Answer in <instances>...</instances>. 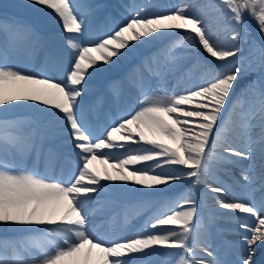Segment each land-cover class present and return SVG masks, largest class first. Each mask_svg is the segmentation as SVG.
Returning a JSON list of instances; mask_svg holds the SVG:
<instances>
[{
  "label": "snow or ice",
  "instance_id": "1",
  "mask_svg": "<svg viewBox=\"0 0 264 264\" xmlns=\"http://www.w3.org/2000/svg\"><path fill=\"white\" fill-rule=\"evenodd\" d=\"M18 6L32 9L46 27L57 28L56 56L38 75L9 66L5 61L11 54L34 49L39 37L30 26L0 21L4 37L0 41V111L31 108L54 135H67L76 161L67 181L42 174L35 166L24 170L26 157L35 154L39 160L51 149L45 152L42 141L38 143L18 119H0V226L26 233L0 238V264H152L146 250L155 252L157 246L177 250L176 264H224L209 251L211 245L201 249L205 256L197 252L207 241L201 240L204 225L191 195L162 202L145 221L146 228L153 230L147 234L105 237L92 227L94 214L105 207L97 197L109 188L137 186L133 190L151 196L163 191L162 186L185 179L216 194L218 208L229 210L239 221L241 252L233 264H264V202L257 206L239 198L225 201L219 197L228 189L213 186L214 163L234 168L236 161L229 157L251 162L256 146L264 160V87L253 80L233 99L235 86L247 69L244 57L229 63V58L242 52L239 45L247 35L246 15L264 38V0H215L208 5L224 21L222 30L229 33L225 40L211 30L205 15L193 11L192 0L151 15L142 5L132 7L122 22L113 23L100 36L91 31L92 9L81 11L74 0H22ZM173 36L179 39L160 53L163 69L156 56L146 58L138 68L167 76L188 59L193 46L224 62L223 66L197 58L193 67L201 71L198 83L182 93L145 95L137 110L120 115L97 135L88 122L83 99L89 82L140 49ZM176 49L183 54L177 55ZM61 56L67 57L66 71L59 63ZM258 59L264 69V47ZM252 63L250 59L249 67ZM49 71H59L63 79L47 75ZM252 86L257 88L247 100ZM233 136L246 139L248 148L233 146ZM97 160L108 164L112 172L95 171L92 164ZM240 180L252 182L253 177L241 170ZM260 180L264 190V173ZM137 206L141 210L156 207L148 200L137 201Z\"/></svg>",
  "mask_w": 264,
  "mask_h": 264
},
{
  "label": "bare ground",
  "instance_id": "2",
  "mask_svg": "<svg viewBox=\"0 0 264 264\" xmlns=\"http://www.w3.org/2000/svg\"><path fill=\"white\" fill-rule=\"evenodd\" d=\"M118 1H120V2L123 3L126 0H118ZM211 1H214L213 3H215V0H211ZM74 2H76V0H74ZM103 2H104V0H98L96 4L99 5V4H102ZM167 2H168V0H167ZM21 3H22V0H0V21H7L8 23H11V24L24 25L22 22H20V21H18L16 19H13V17H12V19L10 18L11 16L14 15L13 14V11L17 10V11L22 12L23 14H25V17L27 18V21L29 19L31 20V22H30V24L28 26H30L34 31H35L36 27H40V28H42V31H43V34L44 35H45L44 31H47L48 32L47 33V36H48V38H49V40L51 42H54V41L58 42L57 39H56V36L58 34L57 28L56 27H46L37 18V14L35 12H33L32 9L19 7L18 5L21 4ZM205 4H206L205 2H199V3H197L194 6L193 11H200L203 15H205L207 17V22L209 24V27L210 28H212V26L214 27V31L213 32H216L217 33V36L219 38L221 36H223V34H225V33L227 35H229L228 32L222 30V27H219V25L221 23H217V21L220 20V19L219 18H217L215 20L213 19L216 16H220V14L217 11H215L212 7H209L208 6L209 4H212V2L207 3L206 6H205ZM13 9H15V10H13ZM80 10L83 11L82 8ZM212 11H214V13H211ZM203 12H207V13H203ZM209 13L211 15H209ZM33 20H37L36 23H35V25H33ZM43 28H46V30H43ZM35 33L37 34L36 31H35ZM0 34H1L0 35V41H2L4 37H3V35H2L1 32H0ZM43 34L42 35H39L38 34V35L41 36V38H42V37H45ZM257 37H259L258 34H257ZM166 39H167L168 42H166L165 45L171 43L173 40L179 39V37L178 36L166 37ZM161 41H163V40H161ZM253 41H254V43L251 42L250 45L247 47L246 52L244 53V55H246L244 57L245 58L244 59V67L246 69H248L249 71H245V72L242 73V78L238 81V83L235 86V89L234 90H236V94H235V96H232L233 99H235L236 96L241 93V89L245 88L246 83L249 82L248 77H243L244 73L249 74L250 70H253L255 68L256 63L254 62V60H256L257 59V56L259 55L258 54L259 47H258V43L254 39H253ZM152 45H154V44H152ZM152 45H149V46L145 47L148 50V53H147V55L145 57L144 56H137V58H136L135 57L136 55H135L133 57V58H135L134 60H129L128 59L126 61H123V62L120 63L119 66H117L115 68L109 69V71L107 73H105L104 75L109 74V73H115V74L116 73L117 74L119 73L120 76L123 77L122 81L124 83L130 82V84H133L135 82L136 76L138 74V73H136L135 69H136V67H138V66L141 65V62L142 61H144L146 58L152 57V56H156L158 58V61L157 62H159L162 59V56L160 55L161 49H158L157 51L156 50L155 51H151L150 47ZM55 46H56V44H55ZM240 47L242 48V46H240ZM198 48H199L198 46H193L191 48V50L192 49L195 50V49H198ZM26 50H27V47H26ZM26 50H25V48L18 50L17 52L11 54L7 58V60L5 62L9 66L21 70L19 68V59H17V57H18V54L19 53H25ZM190 57L191 56L188 55V59ZM241 57H243L242 52L241 53H238V55H237L236 58H229V63H231L233 60L239 59ZM250 59L253 60V63L251 64V67H249V60ZM217 62L218 61H216V60H211L210 61V63L213 64L214 66H215V64ZM62 64H63L64 70L66 71L67 70V67H68V65H67V57H65V59L62 61ZM223 64H224V62H220L219 63V66L222 67ZM32 68L33 67L28 68L26 72H30V73L36 74L34 72V70H32ZM197 68L198 67H195L193 69V72H197ZM47 75L53 76L58 81L61 80V79H63V76L61 75V73L59 71H57V72H51V71H49V72H47ZM200 75H201V72L199 74L197 73L196 74V77L194 79H192V80H189V77H188V78H186L184 80L183 83L182 82L181 83L176 82L178 84L173 89V92L176 93V92H179V91L186 90L187 88L191 87L193 84L199 82ZM120 82L121 81L119 79L118 81H114V82L112 81V82L108 83L107 85H105L104 91H106V94L109 93V92H112L114 89L117 90L118 89V86L120 85ZM258 82H259V85L260 86H261V84L263 85L264 84V77L261 78L260 81H258ZM96 83L97 82H94V81H90L89 82V84H90V90H89V92L92 90L93 86ZM155 83L156 82H154L152 84V86ZM128 86H130V85L128 84ZM254 87H256V86H252V88H254ZM141 89L142 88L137 87V89L135 90L136 97H137L136 103H138V104H132V103H130L129 106H128L126 104V102H125L124 104H122L118 108V112H117V110L115 111L116 104L113 103L112 106L114 107V110H111V112H114V115L110 119H109V114L106 115L105 114V111L103 112L102 110H100V111L97 110V114H103V117H105V115H106V117L103 118V120H100L97 125L95 123L96 126L95 125H92L93 128L95 130H99L101 128V126H105L108 121L115 120L120 115H125V114H129V113H133L135 110H137L141 106L139 104V101H141L142 99H144L145 95H147V96L157 95L153 90L148 91L146 93H144V91H143V93H142L141 92ZM250 90H252V89H250ZM250 93L251 92H249V94ZM251 96H253V95H251ZM95 100H96V98H95ZM21 111H22V113H21ZM26 112L31 113V116L36 115V113L31 108H29V107H21L18 110H15L14 109V110H8V111H0V119H3V118H7V119H18L19 122H20V118H22V114L25 115ZM97 114H96V117H94L95 122H96ZM87 119H88L89 124L91 125V120L92 119H91V115L90 114L87 117ZM100 123H101V125H100ZM43 128H44V131H45V129L47 128V126L44 124L43 127H42V129ZM257 132H258V129H256L254 131V134L256 135ZM242 139H244V138H242ZM245 141H247V140H245ZM132 147H137V145L133 144ZM257 148H259V147H257ZM119 151H120L121 154L124 153V150L123 149H120ZM259 151H260V149H256V151L254 152V154L257 155V156H259V155L261 156V154H259ZM93 162L96 163V162H99V160L93 161ZM252 165H254L253 168H257V169H260L261 171H264V160L260 159V160H258V162L252 163ZM101 167H103V170L102 169H98L97 167L94 168V170L103 173V171L105 169H107L109 172H112V170L110 169V166L108 164H102L101 163ZM176 167H181V166H176ZM233 174L234 175H232V176L229 175V177L231 179H234V180H237L238 181V179H237L238 176L234 172H233ZM183 182H184L183 180L180 181V182H176V183L172 184L171 187L162 186V187H164V190L161 191V192H158V193H155L154 194V197L156 199H159L160 198V200H162V201L160 202V204L158 203L156 205V207H154L153 210L147 214V216L144 218V221H146V219L148 217H151V216H153V215L156 214L157 208L162 204V202H166V201H169V200H175V199L181 197L183 195L182 194V191L186 187L185 185L180 186ZM178 186H180V187H178ZM240 186L242 187V184H240ZM135 187H137V186H118V187H111L105 193H102L100 195V201L101 202H104V204H105V207L104 208H106V206L108 205L107 204L108 203L107 201L108 200H112V199L114 200L115 199V201L117 203L116 205L118 206L117 210L119 211L118 212L119 215L122 216L124 219L127 218L128 221H129L130 219H134V216L133 215H135V212L140 209L137 206V201H140V200H149L150 199L147 196H145L146 197L145 198L142 193L133 190ZM109 191H112L111 194L109 193ZM242 195H244V194H242ZM191 196L194 198L195 194L193 193ZM196 199L199 200V197L196 196ZM201 200H203V195H201ZM97 201H98V198H97ZM211 209L214 212L220 213L222 217H226V218L228 217L229 219L228 218L227 219L230 222H233L235 220V218L233 220V219H231V217L228 216L229 214H231V212L229 210H221V209L218 208V206L217 207H214V208H211ZM107 212H108L107 210L104 211V213H107ZM142 217H143V215H140V216L136 217V219L133 222L131 221L130 223H125V224H122V225L120 223V220H117L116 223H115V226L116 227L115 226L112 227L113 224H110V222H108V221L101 220L99 217H96L94 215L93 218H92V226H93L94 230L97 232V234L103 235L105 237H117V238H122V239L123 238H129V237L135 236V234H137V232L140 230V226H141L142 223L139 225L136 222H138ZM220 222H222V221H220ZM120 225L122 226L123 229L118 234L116 229L119 228ZM126 232H128V233L126 234ZM205 234L206 233H205V230H204L202 232V237L201 238H203L205 236ZM22 235H26V233H23V232H20V231H16V230H13V229H9L8 227H5V226H0V238H5V237H7V238H14V237L22 236ZM212 243L215 244V240H213ZM157 249H159V251L156 254V257H159L160 253L162 251H164V254H163V258L162 259L166 258L170 251H174V249L160 248L159 246H157ZM146 251H148V250H146ZM9 253H11V252H9ZM235 255H236V253H235ZM238 256H239V254H238ZM176 261H177V258H175V256H173V255H170L169 262L167 264H176ZM82 264H83V262H82Z\"/></svg>",
  "mask_w": 264,
  "mask_h": 264
},
{
  "label": "rangeland",
  "instance_id": "3",
  "mask_svg": "<svg viewBox=\"0 0 264 264\" xmlns=\"http://www.w3.org/2000/svg\"><path fill=\"white\" fill-rule=\"evenodd\" d=\"M108 1H109L108 4H106V2H104L102 4V6L100 4L99 5L96 4V0H82L81 2L78 3L84 9H86L85 6H90L91 7V9L93 11L92 20H94V18L97 16L99 11H101L106 6V11H107V15H108L107 22H106L105 28H103L102 34H100V35H103L105 32H107L113 23L122 22L125 19V17L129 14V10L132 7L142 5L144 7V9H145V12L147 14L151 15L153 13H163V12L171 11L178 4H180L182 2H185V0H170V1L168 0V2H167V0H126L125 2H127V4H125V2L122 3V2H120L118 0H108ZM194 2L198 3V0H192V3H194ZM155 6H158L157 9L155 8L156 10H154ZM13 10H15V9H13ZM203 13H207V12H203ZM211 13H214V11H212ZM13 14L14 15L11 16V18L13 17L14 19L22 22L24 25H27V26L30 24L31 20L29 19L27 21V18L25 17V14H23L22 12H19V11L15 10V11H13ZM209 15H211V14L209 13ZM217 18H219V16H216L213 19L215 20ZM36 21L37 20H33L34 23H36ZM222 22L224 23V21H222V20H218L217 21V23H221L219 25V27H222V25H223ZM245 26L247 28H250V29H252L254 27L256 28L255 23H253V21L251 19H249L247 17V15L245 16ZM44 30H46V29H44ZM211 30L214 31V27L213 26H212ZM250 33L251 32L247 29V35H246L245 39L241 41L242 43H240V46L243 47V50H242L243 52L242 53L245 52L246 46L248 47L250 45V43L252 42V40H253L250 37ZM224 36L226 37L228 35L225 33L219 39L224 40V38H225ZM46 38H47V44H49L51 47L54 44H56V46H57L58 42L54 41L53 43H50V40L48 39V37H46ZM39 39H38V41H39ZM162 43H163V41H161V45L159 47L161 49V51L167 45L170 44L169 43V44H166V45L163 46ZM176 54L177 55H182L183 54V50L182 49H177L176 50ZM187 55H190L191 57L189 59H185V60L181 61L177 65L176 70L173 73H171V74H169L167 76L161 77V76H156V75L149 74L148 72H145V76L147 78L154 79L156 81V83H158V84H155V86L152 89L149 88L148 85H146L144 87V89H142L144 91V93L148 92L151 89L157 95L170 94V93L173 92V89L175 88V85L178 84V83L176 84V82L181 83L186 78H188V77L192 78V77H194V75H196L198 72H200L199 68H197V72H193V69L195 68V67H193V65L195 64V60L197 58L200 59V60H204V61H206L208 63H210L211 60H215V59H213L211 57H208L207 54L204 53L199 48L195 49V50L194 49H192V50L190 49L188 51ZM245 56L246 55H243V57H245ZM258 57H259V55L257 56V59L254 60L255 63H257L259 61ZM132 58H130V59H132ZM164 63L165 62H164V59H163V56H162V59L158 62V64L161 67V69H163ZM219 63H220V61H218L216 63V65L219 66ZM156 66H157L156 64H153L154 68ZM137 68L138 67H136L135 71L137 70ZM247 71H249V70L247 69ZM192 73H193V75H192ZM253 73H254V70H252L251 73L249 72V74L244 73L243 77H248V79H249V82L246 83L245 86L250 85L253 80L259 81L258 77H255L254 79H252ZM99 77H101V76H99ZM99 77L96 78L95 81H98ZM135 84L136 83L131 84L133 86V87H131V90L132 89L133 90L136 89L135 88ZM263 85L261 84V87H263ZM256 88H257V86L254 87V88H251L252 90H249V92H251V93L249 94V92H248L247 97H246L247 100H251L252 99V97L254 96V90ZM95 89H96V85L92 88V90H95ZM146 89H147V91H146ZM184 91L185 90L179 91V92H176V93H182ZM235 93H236V90L233 91V96H234ZM251 95H253V96H251ZM113 96H114V99L116 101L120 100L118 94H113ZM134 100H136V97L134 98ZM18 109H20V108H17L15 110H18ZM239 111H240V108H239V105H237L236 106V112H239ZM21 113H22V111H21ZM30 118H31V115H29L28 112H26L25 115L22 114V118H20V125L23 126V127L27 126L28 123L31 122ZM233 118L234 119H238V117L235 115V113L233 114ZM108 125H110V124H108ZM107 126H105V128ZM103 130L99 131V134L102 133ZM99 134H97V135H99ZM64 135H65L64 137H67L66 134H64ZM252 136H253V139H255L254 132H253ZM245 140L246 139L237 138V137L233 136V141H234V144H235V145L233 144V146L239 148L240 150H246L248 148V141H245ZM65 142L70 146L71 149H73L71 144H70V142H69V140L66 139ZM257 147H259V146H256V149H260V148H257ZM220 154H222V153H220V150H218V155H220ZM259 154H261L260 151H259ZM73 157L76 158L75 155ZM229 159H231L233 161H236V164H235L234 168L225 167L221 163H214V165H213V168H214V173L213 174H214L215 181H216V182L213 183V186H216V187L223 186V187H226L228 189V191L225 194H223V196H220L219 198L222 199V200H225V201H232L234 199L239 198V199L245 200V201H247L249 203H255L257 206H259L262 202H264V190H262V183H261V180H260V176H261L262 173H264V171H261L260 169H257V168H253L254 165H252V163L258 162V160L261 159V156L260 155L257 156L255 154H253V159H252L251 162L238 160V158H236V157H229ZM94 166L95 167H99V166H97V163L92 164V167H94ZM181 167H183V166H181ZM110 169H111V167H110ZM241 170H243L244 172H246L247 174H249L250 176L253 177L252 182H242L240 180ZM73 172H71L70 176L73 175ZM233 172L238 176L237 177L238 181L234 180V179H231L229 177V175L230 176L234 175ZM185 180H186L187 186L182 191V194H183L182 196L192 195V193H193L192 181L190 183H188V181H190L192 179H185ZM185 180H183V181H185ZM240 184H242V187L240 186ZM203 190H204V197H205V201H204L205 202V204H204L205 205V209H207L210 214H213L211 212V208L217 207V201L214 198L216 196V194L210 193L206 187L203 188ZM242 194H244V195H242ZM161 201L162 200H159V204H160ZM107 202H108L107 206L115 205V200H112V201L108 200ZM97 206L98 205H94L93 207H97ZM107 206H106V208H104L103 211H105V209H107ZM147 208H145V209H147ZM145 209L144 210H141V209L137 210L135 212V215H133L134 219H130L129 221L126 218L125 219H121V222H122L121 224H125L126 222L130 223L131 221H134L136 219V217L142 215L143 213H145V215H146V213H148L149 210H145ZM262 214H264V213H262ZM95 215L98 217L100 214H95ZM214 215L218 216L217 217L218 219L227 221L228 225L225 228L224 227H220V226H216V225H214V228H215V230H217V231L219 230V231H222V232L223 231L224 232L225 231L226 232L227 231H231L232 235L230 236L229 242L231 244H233V249L235 248L233 250V253L231 254V256H229V258H227V259L224 258V259H220V260L223 261L224 264H233V262L237 260L236 258L238 256V254H240V252H241V249H240L241 247L238 244V242L241 240V230L239 228V221L236 220L235 216L232 213L229 214L228 216L231 217V219H233V220L235 218L234 221L232 220L233 222H230L228 220L229 219L228 217H227L228 218L227 219L226 217H223V218L219 217V215H217V214H214ZM240 215L241 216H246L247 214H240ZM117 217H118V215H117ZM208 217H211V216H207L206 218L208 219ZM150 218L151 217L147 218V220L150 219ZM141 220H142V218L140 219L139 222H141ZM114 222H115V220L113 221V223ZM204 223H203V225L205 227ZM224 223H226V222H224ZM234 224H235V228H234ZM159 230L162 231L163 229L161 228ZM150 231H152V229ZM147 232H148V229L145 226V221H143V223L141 225V229L137 232V234L138 233L147 234ZM205 237H208V236L206 235ZM201 240H202V238H201ZM209 240L210 239H208V241ZM201 245H202V243H201ZM206 246H204V247H206ZM204 247H201V248H204ZM199 249L200 248L197 249V252H198ZM235 253H236V255H235ZM205 258H207V257H205ZM151 259L153 260L152 257L149 260H151ZM165 262L168 263L169 261L165 260Z\"/></svg>",
  "mask_w": 264,
  "mask_h": 264
}]
</instances>
